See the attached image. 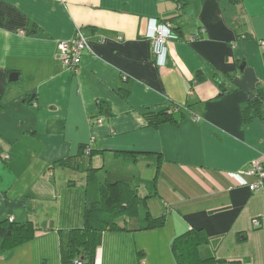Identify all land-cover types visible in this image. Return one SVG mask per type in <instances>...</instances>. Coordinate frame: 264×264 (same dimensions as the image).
Listing matches in <instances>:
<instances>
[{
  "label": "crops",
  "instance_id": "0c3cea01",
  "mask_svg": "<svg viewBox=\"0 0 264 264\" xmlns=\"http://www.w3.org/2000/svg\"><path fill=\"white\" fill-rule=\"evenodd\" d=\"M235 9L231 22L219 0H0V222L35 228L14 248L0 237V264H64L70 232L104 221L108 182L123 205L96 234L99 264H179L192 229L207 264H264V192L242 174L264 163V105L242 113L264 89V0ZM153 23L177 34L162 66ZM79 30L93 52L72 72L56 49ZM175 103L176 123L150 124Z\"/></svg>",
  "mask_w": 264,
  "mask_h": 264
},
{
  "label": "trees",
  "instance_id": "16d2710c",
  "mask_svg": "<svg viewBox=\"0 0 264 264\" xmlns=\"http://www.w3.org/2000/svg\"><path fill=\"white\" fill-rule=\"evenodd\" d=\"M239 1L240 0H219L220 7L227 20L236 22L237 11L235 8L237 4H239ZM172 29L175 32L173 25ZM263 105L264 89L258 86L255 94L248 99L242 112L243 123L246 124L251 122L257 115L261 116ZM180 106V104L175 103L169 110L164 109V111L158 113L147 114L150 124L158 126L164 121L176 123L177 119L172 116L171 112H174L175 109ZM100 107L102 110L106 109L110 112V107L103 102H100ZM88 152H90V149ZM104 189L106 191L104 198V205L106 208L102 211L103 213L100 216L104 221L99 219V215L96 216L94 214L90 217L91 219L87 221L86 227L75 228L70 232L69 237H71V239L67 245L68 259L64 264L74 261L77 256L86 260L87 264H94L97 250V232L101 229H105L110 224L112 227H115V223H112V218L115 213L114 211L123 205L122 189L118 182H108ZM98 210L95 212H98ZM34 234L35 228L30 222L27 224H19L10 218L0 222V237L3 240V249L14 248L20 244L29 242V240L34 237ZM208 241L209 237L205 234V231L195 229L187 231V233L177 238L176 242L178 245L175 244V247L178 250L177 256L179 258V264H207L214 261L215 258H204L200 254V247L207 244Z\"/></svg>",
  "mask_w": 264,
  "mask_h": 264
},
{
  "label": "built area",
  "instance_id": "2783aa9c",
  "mask_svg": "<svg viewBox=\"0 0 264 264\" xmlns=\"http://www.w3.org/2000/svg\"><path fill=\"white\" fill-rule=\"evenodd\" d=\"M153 32V42L155 47V56L158 60V63L162 66L166 64L167 54L169 50L168 42L172 38H176L177 34L172 29L171 23L157 24L153 23L152 25ZM204 32V30H203ZM21 33L25 34V30H21ZM262 46L264 47V40L261 41ZM57 56L63 63L64 67L67 70L72 72H77L80 68L83 55L85 53L93 52L91 44L88 38L84 35L82 30L76 34L74 38L68 39L67 41H59L57 43ZM126 78V77H125ZM177 107L175 110H178ZM98 123H103L105 119L102 117L97 118ZM89 151V149H87ZM8 157V155L6 156ZM243 175L253 176L254 181L249 182V186L254 192H264V163L261 161H255L252 163L251 167L242 172ZM252 224L254 227H260L262 222L259 218L252 219ZM68 264H87L86 260L83 258L77 257L74 261L69 262ZM94 264H99V259L96 257Z\"/></svg>",
  "mask_w": 264,
  "mask_h": 264
},
{
  "label": "water",
  "instance_id": "95a60500",
  "mask_svg": "<svg viewBox=\"0 0 264 264\" xmlns=\"http://www.w3.org/2000/svg\"><path fill=\"white\" fill-rule=\"evenodd\" d=\"M10 76H11L10 79H11L12 81H15V80H17V79L19 78V77L17 76L16 73H11Z\"/></svg>",
  "mask_w": 264,
  "mask_h": 264
}]
</instances>
